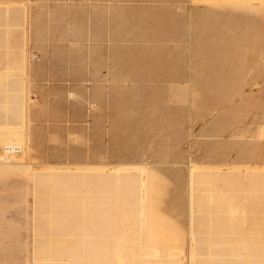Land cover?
Segmentation results:
<instances>
[{
  "label": "rangeland",
  "instance_id": "obj_1",
  "mask_svg": "<svg viewBox=\"0 0 264 264\" xmlns=\"http://www.w3.org/2000/svg\"><path fill=\"white\" fill-rule=\"evenodd\" d=\"M56 8L0 0V264H264V0L154 2L188 30L112 33L98 81L12 36Z\"/></svg>",
  "mask_w": 264,
  "mask_h": 264
},
{
  "label": "crops",
  "instance_id": "obj_2",
  "mask_svg": "<svg viewBox=\"0 0 264 264\" xmlns=\"http://www.w3.org/2000/svg\"><path fill=\"white\" fill-rule=\"evenodd\" d=\"M50 5L57 4V8L50 11V15H57L60 23L57 25L44 24L41 29L39 27H31L23 30L20 25L11 28L10 32L13 37L22 33L21 45L31 42L34 39L33 32L37 34L36 42L50 41L64 44L62 47H88L91 48V61L99 68L92 71V79L96 81L107 79L109 70L107 65L118 63H126L130 61L115 60L112 54V47L115 44L112 33L114 32H130V31H185L188 28L183 27L188 21L184 11L177 16L170 12L161 11L154 12L158 23L146 24L149 20L147 14L140 12L141 9L148 7L154 2L165 0H45ZM156 5V4H155ZM169 8L168 5H163ZM152 16V15H151ZM173 22V25H172ZM147 25L157 26L148 28ZM172 25V26H171ZM57 33V34H56ZM58 41V42H57ZM69 43L70 45H66ZM124 44V43H122ZM47 46V45H46ZM70 62H76L74 60ZM79 63V62H78ZM106 68L103 78L98 77L100 70ZM58 77V76H57ZM82 78V76H74ZM65 79V77H58Z\"/></svg>",
  "mask_w": 264,
  "mask_h": 264
}]
</instances>
